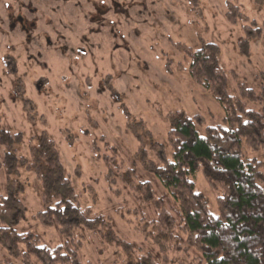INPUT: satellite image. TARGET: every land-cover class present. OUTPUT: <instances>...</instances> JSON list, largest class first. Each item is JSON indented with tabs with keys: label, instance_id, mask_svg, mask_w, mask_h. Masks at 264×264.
<instances>
[{
	"label": "rangeland",
	"instance_id": "obj_1",
	"mask_svg": "<svg viewBox=\"0 0 264 264\" xmlns=\"http://www.w3.org/2000/svg\"><path fill=\"white\" fill-rule=\"evenodd\" d=\"M229 4L246 19L230 24ZM263 24L264 0H0V131L21 134L10 149L0 146V159L7 151L27 156L30 144L50 140L82 210L109 222L115 236L131 246L129 253L114 248L117 238L102 237L105 230L99 237L78 231L81 264H202L194 251L178 252L169 243L162 252L150 235L135 230L157 222L161 210L176 217L141 153L155 167L163 157L171 160L167 116L175 112L196 117L201 136L206 128L224 125L222 107L190 79L185 48L215 44L228 95L262 112L264 32L249 40L246 57L239 42L246 39L243 26ZM239 84L259 100L242 98ZM245 155L264 162V149ZM116 166L135 183L149 182L158 207L138 205L118 180L109 186L106 176ZM17 180L24 191L6 225L22 238L55 248L61 243L56 231L34 219L42 209L39 182L24 167ZM194 181L216 216L218 192L201 173ZM5 186L0 169V196ZM15 245L0 240V264H21L17 253L26 248L20 240Z\"/></svg>",
	"mask_w": 264,
	"mask_h": 264
},
{
	"label": "trees",
	"instance_id": "obj_2",
	"mask_svg": "<svg viewBox=\"0 0 264 264\" xmlns=\"http://www.w3.org/2000/svg\"><path fill=\"white\" fill-rule=\"evenodd\" d=\"M228 8L226 18L230 24L246 19L235 6L229 4ZM243 30L246 39L239 42V48L246 57L249 40L261 37L264 24L262 28L243 26ZM184 53L190 60V79L222 107L224 125L206 128L201 136L196 130V117L190 118L183 112L167 116L171 160L163 157L161 165L155 167L144 152L141 160L156 175L176 217L161 210L157 222L144 223L135 230L145 238L150 235L162 252L169 249V243H173L178 252L194 251L202 264H264V162L245 155L264 149V108L259 113L247 110L240 99L228 95L226 74L215 44L207 43L195 51L185 48ZM238 92L248 102L259 100L243 84L238 85ZM20 139L19 133L11 135L0 131V146L4 148L10 149ZM22 167L31 171L40 184L42 209L34 219L41 226L56 231L61 243L53 249L41 245L32 236H18L6 225L11 224L13 207L20 206L17 198L24 188L17 178ZM116 168L106 176L109 186L120 181L138 205L158 207L160 201L155 198L149 182L135 183L130 174H124L119 166ZM0 169L6 182L5 196H0V240L3 246L13 244L15 247L18 240L22 241L26 250L17 253L21 264H81L83 236L77 234L78 231L86 230L99 237L105 230L102 237L107 234L117 238L109 222L82 210L79 195L50 140L42 138L36 145L30 144L27 156L5 152L0 159ZM197 173L218 192L216 216L209 213L203 198L196 192L194 177ZM75 175H80L78 169ZM148 226L153 227L152 233L147 232ZM113 247L127 253L131 248L118 238Z\"/></svg>",
	"mask_w": 264,
	"mask_h": 264
}]
</instances>
